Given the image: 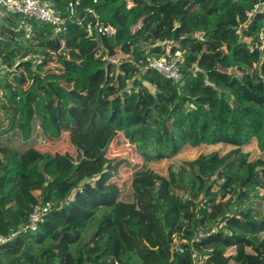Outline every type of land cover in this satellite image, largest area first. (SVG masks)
Listing matches in <instances>:
<instances>
[{
  "label": "trees",
  "instance_id": "obj_1",
  "mask_svg": "<svg viewBox=\"0 0 264 264\" xmlns=\"http://www.w3.org/2000/svg\"><path fill=\"white\" fill-rule=\"evenodd\" d=\"M48 1L61 24L0 5V234L15 233L0 264H264L263 15H247L264 0H78L72 15L77 0ZM176 52L178 81L141 75ZM65 133L104 136L94 154L39 145ZM219 143L233 148L173 159L153 181L151 163ZM126 181L151 217L123 207ZM36 202L50 209L31 230Z\"/></svg>",
  "mask_w": 264,
  "mask_h": 264
},
{
  "label": "rangeland",
  "instance_id": "obj_2",
  "mask_svg": "<svg viewBox=\"0 0 264 264\" xmlns=\"http://www.w3.org/2000/svg\"><path fill=\"white\" fill-rule=\"evenodd\" d=\"M104 134L99 135H92L89 137H84L80 134H74V133H65L59 140L57 141H51L49 139H41L39 145L49 148L53 147L55 150L63 151L66 149H71L74 145V143H79L80 145L87 147L89 152L91 154H94L97 152V145L101 143V140L103 139ZM233 148L231 145H224L222 143L215 144V145H199V146H185L174 158H167L162 159L159 161H155L151 163L152 168L154 169L155 175L153 178V181H163L165 178H167V168L168 165L175 160H191L194 159L198 154L200 153H207L213 150H218L220 153H225L228 150ZM243 150L248 152L249 158L252 159L256 154H258L260 151L257 148L256 142L253 140L249 145L244 146ZM104 152L101 151L100 154H103ZM125 155V153L123 154ZM127 164H124V167H121L118 169V180L124 179L126 177V168ZM129 172L131 171L132 167L129 165ZM124 192L129 195L125 198L123 207L130 210H136L137 212H141L146 215V217H151L150 211H143V205H142V199L143 197L148 198V196L144 193V191L141 188L135 189L131 187L128 181L125 182L124 185ZM249 205H251L249 202H244L242 204V209L247 208ZM254 219H261L263 217L261 213V208L257 207L255 212L251 215ZM141 220V218L139 217ZM145 219V218H144ZM127 229L134 235V237L137 239V241L144 247L145 250L149 251L151 248H154V244L149 240V236H155L156 233L153 234H144L143 229H147L146 227H143L141 224L134 225L133 222L128 224ZM156 237V236H155ZM154 237V238H155Z\"/></svg>",
  "mask_w": 264,
  "mask_h": 264
},
{
  "label": "built area",
  "instance_id": "obj_3",
  "mask_svg": "<svg viewBox=\"0 0 264 264\" xmlns=\"http://www.w3.org/2000/svg\"><path fill=\"white\" fill-rule=\"evenodd\" d=\"M96 0H93L95 3ZM78 4V0L75 2L68 3V13L72 15L75 13V5ZM0 5H2L7 11L12 13H21L27 16H33L41 21L51 23L53 25H59L63 22V18L59 15L53 7H51L48 0H0ZM93 16H96L95 10L88 7L86 10ZM261 13L263 15V21L260 30L257 33V40L261 42V47L264 45V5H255L254 8L247 13L251 17L254 13ZM110 27L107 25H102L97 22L94 25V30L98 34H104L109 31ZM181 60L180 52H176L174 58L170 60L166 59H154L151 58L142 67L141 75H143L147 69H155L160 72L164 77L178 81L181 78V73L178 67V62ZM50 209V203L36 202L32 206L31 213L28 217L27 226L34 230L36 229L38 223L43 219ZM15 233H11L9 236L0 234V243H4ZM208 232H204L202 229L198 230L195 234L196 239L200 236L207 235Z\"/></svg>",
  "mask_w": 264,
  "mask_h": 264
}]
</instances>
